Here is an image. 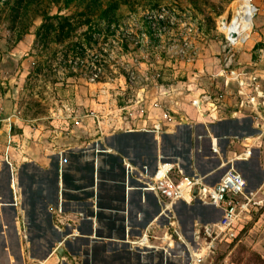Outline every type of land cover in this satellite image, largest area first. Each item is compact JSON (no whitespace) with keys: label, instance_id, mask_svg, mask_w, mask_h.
<instances>
[{"label":"rangeland","instance_id":"1","mask_svg":"<svg viewBox=\"0 0 264 264\" xmlns=\"http://www.w3.org/2000/svg\"><path fill=\"white\" fill-rule=\"evenodd\" d=\"M240 1L0 0V135L6 125L7 132L17 136L5 141L6 148L34 146L37 131L45 141L59 132L134 131L127 128L138 126L141 110H149L155 96L175 103L187 100L192 83L196 92L204 91L199 96L206 112L214 103L221 118H235L243 109L241 89L226 73L224 61L232 57V68L246 85L256 74L264 88V0H251L257 9L251 31L260 38L237 46L226 30ZM185 113L190 120L200 118L194 109ZM209 135L214 137L213 131ZM158 141L163 158L168 140L159 135ZM192 144L188 137L190 149ZM235 148L242 161L245 150L231 146V138L224 141V157ZM258 152L262 182L248 177L247 187L260 190L256 203L242 221L238 241L221 243L214 264H264V142ZM192 157L186 158L189 164ZM241 163L236 169L246 174ZM224 167L206 180L216 183ZM172 209L181 224L187 222L183 206ZM197 215L207 219L206 214ZM218 215L213 220H219ZM8 254L9 264H20L11 251Z\"/></svg>","mask_w":264,"mask_h":264},{"label":"crops","instance_id":"2","mask_svg":"<svg viewBox=\"0 0 264 264\" xmlns=\"http://www.w3.org/2000/svg\"><path fill=\"white\" fill-rule=\"evenodd\" d=\"M250 33L242 46L259 35ZM201 123L195 125L194 131L180 126L175 135L171 133L175 129L160 135L169 142V151L163 158L159 156V141L150 131H68L59 132L50 141L37 131L34 134L38 143L34 146L6 148L4 125L0 135V263L9 264L11 251L20 264L22 260L55 264L57 259L51 253L57 248L64 252L66 260L76 257L82 264H137L134 256L121 250L124 246L118 240L126 233L138 234L161 209L154 193L140 188L148 181L146 174L151 177L156 173L153 174L155 161L174 164L179 159L175 165L184 175L216 170V165L211 167L213 160L220 161L219 156L226 159L224 141L252 136L250 119H225L208 126ZM222 132L225 134L218 136ZM24 136H28L26 131ZM16 137L11 134V140ZM188 137L193 143L191 149ZM208 140L219 151L217 158L210 157L216 154L209 152ZM188 149L193 157L188 156ZM184 150L187 156L182 155ZM235 151H229L227 157L234 158ZM248 153L243 151L242 155ZM195 154L200 156L193 160ZM171 157L173 160H168ZM191 157L193 162L184 166L186 158ZM255 160L235 159L233 164L236 168L237 162H242L239 168L257 182L261 172ZM181 206L190 219L185 226L194 223L195 218H191L196 212L200 216L215 213L213 207L198 203Z\"/></svg>","mask_w":264,"mask_h":264},{"label":"built area","instance_id":"3","mask_svg":"<svg viewBox=\"0 0 264 264\" xmlns=\"http://www.w3.org/2000/svg\"><path fill=\"white\" fill-rule=\"evenodd\" d=\"M224 63L226 73L238 83L241 89L239 96L242 99L243 109L234 116L250 119L252 130L249 131L252 136L248 139L230 137L231 146H237L249 152L241 157V160L256 158L257 167L261 168L255 151L257 149L260 151V145L264 142V88L258 82L256 74L250 77L246 85L232 68V57ZM246 87H251V91H247ZM186 91L187 100L183 99L176 103L173 98L165 100L155 96L149 110H141L143 118H139L138 126L127 129L150 131L158 139L159 135L170 134L169 131L172 129L178 131L180 126L194 131L195 125L199 122L208 126L225 120L218 114L217 104L210 103V108H207V112L205 111V101L199 96L204 95L203 90L196 92L192 83L187 86ZM187 108L194 109L200 118L190 120L185 113ZM7 136L10 141L11 132H7ZM197 140H200L198 135ZM209 141L212 144V141ZM235 150L238 149L235 148ZM209 152L216 154L213 145L209 148ZM174 161L175 164L177 160ZM220 164L218 161L216 168ZM213 170L202 173L204 180L205 176ZM158 171L159 164L156 173L151 177L148 176V181L143 182L140 188L143 191L153 192L161 209L151 222L140 229L138 234L130 236L126 233L123 239L118 240V243L124 246L121 250L134 256L137 264H214V257L221 243L231 245L238 241L243 228L242 221L249 217L250 207L256 203L260 190L247 191V179L233 169L226 170L218 181L209 187L202 185V182L194 176L195 172L184 175L176 165H172L162 177H157ZM177 203L209 205L215 212L219 211L221 216L215 222L195 220L192 233L187 234L172 209V206L175 207ZM63 253L59 254L57 248L53 250L51 255L57 259L55 264H82L81 259L76 257L66 260V255ZM22 264H46V260L38 262L22 260Z\"/></svg>","mask_w":264,"mask_h":264},{"label":"bare ground","instance_id":"4","mask_svg":"<svg viewBox=\"0 0 264 264\" xmlns=\"http://www.w3.org/2000/svg\"><path fill=\"white\" fill-rule=\"evenodd\" d=\"M256 7L253 5L251 0H241L237 10L234 13V16L231 20V22L228 25V28L226 30V36L227 38L235 45L237 46H242V42L244 40L247 39L248 34L251 32L252 27H253V18L256 14ZM214 151L219 153V151L217 150L216 147H214ZM235 159H238L236 156L234 157ZM173 157L169 158L168 160H172ZM224 158L219 156V160H220V167H224V165H226L224 168H226V170L228 169H233V170H237L235 167H233V158H229L227 157L225 160H223ZM167 160V159H166ZM159 171H158V176L157 177H162L168 169H170L172 167V165L175 164H170V161L163 163L162 165L160 164L159 161ZM217 168V169H218ZM215 172L212 171L210 172L208 175L205 176V180L204 177L201 176H197L198 174H195L194 176H196L201 182L202 185L205 187H209L212 186V181H214V179H208L206 180V177L213 174ZM222 175V174H221ZM220 175V176H221ZM219 179V177L217 178ZM182 203H177V205H181ZM210 207V206H207ZM206 214V221L207 222H213L215 220H213V218L216 216L217 212L215 213H207L204 212ZM188 215V213H186ZM195 220L199 221L198 218L200 219L199 215H197V213L195 214Z\"/></svg>","mask_w":264,"mask_h":264},{"label":"water","instance_id":"5","mask_svg":"<svg viewBox=\"0 0 264 264\" xmlns=\"http://www.w3.org/2000/svg\"><path fill=\"white\" fill-rule=\"evenodd\" d=\"M151 134H152V132H151ZM153 136V135H152ZM156 142H157V140H156V138L154 139ZM211 143H210V141L208 140V147L210 148L211 147ZM214 154V153H213ZM189 157L191 156V150H189V155H188ZM186 162V164L184 165V166H188V162L187 161H185ZM237 164H240V162H237ZM157 169H158V161H155V166H154V169H153V174L157 171ZM242 175L247 179V182H248V184H247V187L249 186V179H248V176L246 175V174H243L242 173ZM260 182H262V180H259V183ZM196 192V190L194 191V193ZM185 207H187V205H185L184 203H182ZM203 206H209V205H203ZM189 207V206H188ZM210 207H212V206H210ZM192 208H193V206H192ZM218 213H219V215H218V217H217V219H220V216H221V214H220V212L219 211H217ZM193 218H196L195 217V215H193V217L191 218V220H193ZM188 220H190V219H188ZM199 221H202V222H207L206 220H203V219H199ZM215 221H217V220H215ZM215 221H213V222H215ZM210 222V221H209ZM184 224H186V222L184 223ZM184 224H182V226H183V229H184V231L186 232V231H188V233L189 234H191L192 233V231H193V223H191V225L190 226H185ZM58 252L59 253H61V250H58Z\"/></svg>","mask_w":264,"mask_h":264},{"label":"flooded vegetation","instance_id":"6","mask_svg":"<svg viewBox=\"0 0 264 264\" xmlns=\"http://www.w3.org/2000/svg\"><path fill=\"white\" fill-rule=\"evenodd\" d=\"M189 150V149H188ZM186 150H184L183 152H182V155H185V156H187V154H186V152H185ZM188 153V152H187Z\"/></svg>","mask_w":264,"mask_h":264},{"label":"trees","instance_id":"7","mask_svg":"<svg viewBox=\"0 0 264 264\" xmlns=\"http://www.w3.org/2000/svg\"><path fill=\"white\" fill-rule=\"evenodd\" d=\"M43 16H45V15H43Z\"/></svg>","mask_w":264,"mask_h":264}]
</instances>
